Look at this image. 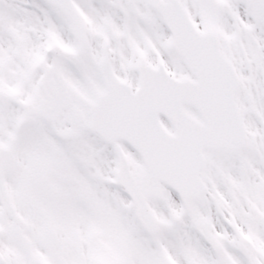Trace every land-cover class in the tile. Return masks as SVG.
Here are the masks:
<instances>
[{
    "label": "snow or ice",
    "instance_id": "6c2138e0",
    "mask_svg": "<svg viewBox=\"0 0 264 264\" xmlns=\"http://www.w3.org/2000/svg\"><path fill=\"white\" fill-rule=\"evenodd\" d=\"M0 264H264V0H0Z\"/></svg>",
    "mask_w": 264,
    "mask_h": 264
}]
</instances>
